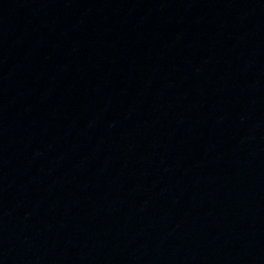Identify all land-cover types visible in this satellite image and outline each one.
Wrapping results in <instances>:
<instances>
[{
	"label": "water",
	"instance_id": "1",
	"mask_svg": "<svg viewBox=\"0 0 264 264\" xmlns=\"http://www.w3.org/2000/svg\"><path fill=\"white\" fill-rule=\"evenodd\" d=\"M0 264H264V0H0Z\"/></svg>",
	"mask_w": 264,
	"mask_h": 264
}]
</instances>
